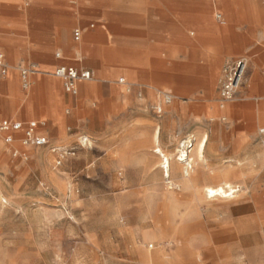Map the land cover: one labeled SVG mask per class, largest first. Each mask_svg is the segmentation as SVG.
Here are the masks:
<instances>
[{"label":"rangeland","instance_id":"rangeland-1","mask_svg":"<svg viewBox=\"0 0 264 264\" xmlns=\"http://www.w3.org/2000/svg\"><path fill=\"white\" fill-rule=\"evenodd\" d=\"M263 1L237 0L240 5L256 7V13L242 14L244 21L253 22L247 31L255 36L264 33ZM210 3L211 12L216 13L220 1ZM257 41L264 48V42ZM89 63L94 73L85 82L92 87L82 90L79 86L75 95L62 90L71 100L62 106L61 143L53 139L58 130L39 118L44 103L37 89L41 75H31L32 83L26 89L18 82L23 100L18 108L2 107L5 112L0 116L36 121L37 130L48 143L19 154L24 151L21 142L5 145L0 135V264H264V134L259 132L264 128V100L258 109L239 112L234 100L247 84L246 77L223 107L218 96L222 68L217 78L213 77V90L207 97L224 109L218 117L224 125L219 145L229 154L196 164L193 150L202 137L196 129L202 125L190 124L180 133L177 128L186 120H179L182 125L172 122L168 114L171 103L164 106L161 116L153 112L158 91L167 87L153 77L152 62L133 74L115 66L110 77L99 76L96 69L100 62ZM102 65L107 67L104 62ZM120 77L124 83H119ZM109 84L140 99L144 117L151 122L146 125L144 141L129 144L133 154L125 166H117V157H103L98 146L117 133L104 118H98L101 113L110 115L114 124L120 115L101 97L103 85ZM84 94L92 99V112L84 104ZM240 115L259 116L261 120L254 129L246 126L248 138L242 144L237 140L239 126L233 124ZM82 137L87 138L88 145H80ZM189 137L194 139V146L186 177L176 158ZM55 147H74L75 155H67L57 164L58 154L52 151ZM11 149L18 155L12 156ZM34 152L49 157L43 160ZM160 152L170 159L168 177L160 167ZM216 167L220 173L210 172ZM52 175L60 181L53 182ZM220 180L232 185V196L206 198L204 188L196 187L202 182L214 186Z\"/></svg>","mask_w":264,"mask_h":264},{"label":"crops","instance_id":"crops-1","mask_svg":"<svg viewBox=\"0 0 264 264\" xmlns=\"http://www.w3.org/2000/svg\"><path fill=\"white\" fill-rule=\"evenodd\" d=\"M219 1V10L212 13L210 0H0V51L7 64L6 74L0 75V115L5 112L2 107L14 109L22 104L18 66L23 62L32 63L38 70L35 75L42 77L37 85L44 98L39 118L58 130L53 139L61 143L62 110L71 97L62 80L52 74L57 66L88 69L93 74L89 62L98 61L99 76L110 77L115 66L133 74L143 69L146 62H152L153 77L160 86L167 87L158 92H169L173 96L168 105L169 118L178 125H182L179 121L182 118L186 120L178 131L186 132L193 123L205 126L196 129L204 138L200 156H195L196 164L202 160L207 163L219 160L229 153L219 145L224 125L218 117L224 109L207 97L213 90V77L217 78L227 62L245 57L247 84L238 92L235 106L243 113L242 109H258L264 100V48L257 41L264 42V33L255 36L248 32L253 22L244 21L242 16L256 13L257 9L252 5H240L237 0ZM75 29L81 32L79 41L73 38ZM78 62L85 66L76 65ZM82 81L77 82V90L79 86L86 90L93 85ZM103 86L101 97L111 107H116L112 110L120 115L113 124L110 115L99 114L100 120L104 118L107 126L110 124L117 131L101 141L99 151L111 160L117 157V166H125L133 154L129 153V144L143 142L146 125L151 122L144 117L140 99L110 84ZM83 99L92 112L91 97L84 94ZM194 108L198 111L193 112ZM0 119L31 121L11 116H0ZM260 121L259 116L235 117L233 124L239 126L236 133H240L237 134L240 144L248 138L244 133L248 131L246 126L254 129ZM37 134L47 138L39 130ZM14 142H18V138ZM22 147L24 151L19 149V154H26L30 149ZM38 153L43 160L49 157L43 152L33 155ZM2 156L0 148V170ZM210 172L220 173L219 167ZM53 175V182L58 183L60 178L55 175L57 179L54 180ZM207 185L209 183L202 182L196 187Z\"/></svg>","mask_w":264,"mask_h":264},{"label":"built area","instance_id":"built-area-1","mask_svg":"<svg viewBox=\"0 0 264 264\" xmlns=\"http://www.w3.org/2000/svg\"><path fill=\"white\" fill-rule=\"evenodd\" d=\"M220 18V15H217ZM81 37L79 29L73 31L74 40L78 41ZM59 56V53L55 54ZM247 59L245 57H239L234 61L227 62L222 67V75L218 82V96L220 106L223 107L226 102L232 100L237 90L243 85L246 77ZM18 71L21 80L22 88L26 89L30 85V77L38 70L34 66H18ZM7 72V64L5 62V56L0 51V75H5ZM53 75L59 77L64 89L67 93L75 95L77 93V82L79 80L91 79L92 73L88 69H81L74 66L59 65L54 71ZM119 83H124V78H119ZM130 86H128V90ZM160 100L151 106V109L157 116H161L163 113V106L169 104L172 101V95L169 92H159ZM264 134V128L259 130ZM0 134L3 136V140L6 144H12L18 138L22 146L25 147H41L48 143L44 136L37 134V122L32 120L27 123H23L17 120L0 119ZM18 136V137H17ZM86 137H82L80 141L81 146L88 145ZM190 148V147H188ZM54 152L58 154L57 164L61 163V159L65 156L75 155V148H53ZM13 156L18 155V151L12 152Z\"/></svg>","mask_w":264,"mask_h":264},{"label":"bare ground","instance_id":"bare-ground-1","mask_svg":"<svg viewBox=\"0 0 264 264\" xmlns=\"http://www.w3.org/2000/svg\"><path fill=\"white\" fill-rule=\"evenodd\" d=\"M263 3H264V1H263ZM263 7H264V5H263ZM203 139L204 138H201L198 141L197 145L195 144L196 147H195V150H193V151H195L194 154L197 157L200 156V152H201L202 145H203ZM193 140H194L193 138L189 137L188 139H185L182 142V148L179 149V154L177 155V158H176V161H178L181 164L182 173H184V176H186V177L188 176V173H189L188 169L191 168L190 161L192 160V158L190 156V152L194 146ZM183 146L191 147L190 151L183 149L184 148ZM159 154L161 157L160 167L162 169L163 175H164V177H168L169 176V169H170V159H169V157L164 155V153L160 152ZM195 159H196V157H195ZM193 161H194V159H193ZM188 179H187V181H188ZM188 182H190V181H188ZM188 185H190V184H188ZM234 191H235V189L232 187V185L228 181H224V180H220L214 186L207 185L204 187V190H203L204 196L206 198H218V197L232 196Z\"/></svg>","mask_w":264,"mask_h":264}]
</instances>
